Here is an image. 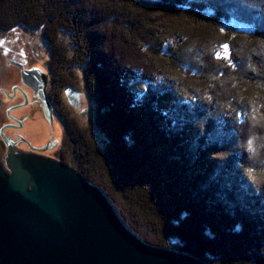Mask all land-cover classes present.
Here are the masks:
<instances>
[{
  "label": "trees",
  "instance_id": "16d2710c",
  "mask_svg": "<svg viewBox=\"0 0 264 264\" xmlns=\"http://www.w3.org/2000/svg\"><path fill=\"white\" fill-rule=\"evenodd\" d=\"M16 27L41 32L54 92L82 74L93 124L68 117L64 161L135 233L264 264V0H0V31ZM255 48L257 89L240 90Z\"/></svg>",
  "mask_w": 264,
  "mask_h": 264
},
{
  "label": "water",
  "instance_id": "95a60500",
  "mask_svg": "<svg viewBox=\"0 0 264 264\" xmlns=\"http://www.w3.org/2000/svg\"><path fill=\"white\" fill-rule=\"evenodd\" d=\"M8 148L0 163V264H208L145 242L108 194L62 161Z\"/></svg>",
  "mask_w": 264,
  "mask_h": 264
},
{
  "label": "flooded vegetation",
  "instance_id": "af4514ba",
  "mask_svg": "<svg viewBox=\"0 0 264 264\" xmlns=\"http://www.w3.org/2000/svg\"><path fill=\"white\" fill-rule=\"evenodd\" d=\"M0 61L5 65L0 70V94L9 103L7 121L0 127L1 148L7 153L3 133L16 152L35 153L65 163L63 144L68 116L56 104L57 93L47 64L26 66L7 55H1ZM71 91H65L67 99L72 97Z\"/></svg>",
  "mask_w": 264,
  "mask_h": 264
},
{
  "label": "rangeland",
  "instance_id": "374dc122",
  "mask_svg": "<svg viewBox=\"0 0 264 264\" xmlns=\"http://www.w3.org/2000/svg\"><path fill=\"white\" fill-rule=\"evenodd\" d=\"M1 32H0V57L1 55L11 56L12 58L18 60L20 63H24L26 66H29L31 64L33 65V63H35L38 66H44V67L46 66L48 59L50 58V55L48 53L44 40H42L43 38L41 36V32L29 31L27 29H24L23 27H16L14 29L11 28L7 31V33L5 32V34H4V31L3 33ZM180 51H187V49L183 48L182 50L180 49ZM252 53H257V56H259L260 54L258 49L256 50L255 48L247 57L248 60L245 61V63L243 61V63L240 64L241 68H238V69L237 67L235 68L237 69V72L241 71L245 73V74L237 75V77H239V79L242 80V83H238L239 87H241L240 90H242L243 88L250 89L251 86H249V84L247 86L245 83L249 81L251 82L253 87L255 86L254 88L257 89V84L254 83L255 82L254 80L251 81L250 80L251 78H245L246 76L250 77L251 75L250 73L254 69V66H255L254 61H253L254 57H252ZM229 55L230 53L228 49H225L223 52V56L227 58L229 57ZM262 56L263 55L261 54L260 58H262ZM32 57H33V60L31 61ZM236 57H240L239 59H242V56L236 55ZM4 67L5 65H3L0 61V70H3ZM8 67L10 68V71L13 69L10 65H8ZM246 69L248 71H246ZM253 74H256L257 76V71L253 72ZM79 75L81 77L80 82H78V85L75 88V90H72L70 92V94L73 93L72 97L67 99V96L65 95V91L66 90L70 91V90L66 89L65 91L56 92L57 99L64 102L63 108H62L66 112L64 114H67V112L69 111L67 114L68 117L71 116L75 118L78 123H81L83 126H88L91 128L93 124V118H94V115H93L94 106L90 100L88 93L86 92L84 88V85H83L84 81L82 78V74L80 73ZM240 76H243V77H240ZM128 83H129L130 89L133 88V89L144 90L146 86L145 83L138 82V81H130V79H128ZM225 85L227 84L225 83ZM8 104L9 103L5 102V100L3 99V96L0 94V127L2 126L3 123H6L7 121L6 111L9 108ZM71 117L69 118L71 119ZM64 134H65V131H64ZM59 135H60V131H59L58 136ZM94 136H97V135L94 134ZM96 139H97V144L100 145L101 139L100 140H98V138ZM4 155H6V151L3 149L2 158L0 162L1 164L5 163ZM169 248L176 249V247L174 246V243H172L169 246Z\"/></svg>",
  "mask_w": 264,
  "mask_h": 264
},
{
  "label": "snow or ice",
  "instance_id": "6c2138e0",
  "mask_svg": "<svg viewBox=\"0 0 264 264\" xmlns=\"http://www.w3.org/2000/svg\"><path fill=\"white\" fill-rule=\"evenodd\" d=\"M223 47H227V45H224Z\"/></svg>",
  "mask_w": 264,
  "mask_h": 264
}]
</instances>
